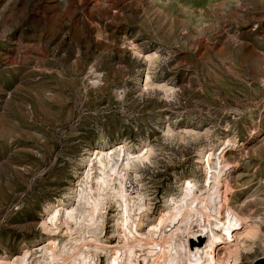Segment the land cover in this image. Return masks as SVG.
<instances>
[{
	"label": "rangeland",
	"instance_id": "rangeland-1",
	"mask_svg": "<svg viewBox=\"0 0 264 264\" xmlns=\"http://www.w3.org/2000/svg\"><path fill=\"white\" fill-rule=\"evenodd\" d=\"M152 54L167 99L143 87ZM104 141L148 150L135 175L149 199L139 234L228 142L218 190L256 238L237 234L218 256L264 259V0H0L1 264L23 249L38 258L45 236L58 244L61 233L41 231L47 208ZM114 209L100 235L112 259ZM94 264L112 263L99 253Z\"/></svg>",
	"mask_w": 264,
	"mask_h": 264
},
{
	"label": "bare ground",
	"instance_id": "bare-ground-1",
	"mask_svg": "<svg viewBox=\"0 0 264 264\" xmlns=\"http://www.w3.org/2000/svg\"><path fill=\"white\" fill-rule=\"evenodd\" d=\"M153 58V54L144 58L143 87H155L167 99L173 89L167 84H154ZM227 147L228 142L216 156L207 157L200 181H182L176 199L166 201L165 214L159 216L157 222L153 221L152 229L139 234L149 199L141 192L140 177L135 175L148 150L136 155L121 143H99L79 163L73 185L65 196L47 208L41 231L61 233L63 236L58 244L54 237L45 236L38 258L28 262L30 252L23 249L6 264H94L99 253H106L112 264H143L146 261L150 264H232L229 259L219 258L217 247L231 248L236 244L237 234H243L241 240L247 238L253 244L256 233L245 236L247 219L225 205L226 192L223 195L218 190ZM200 190L205 191V196ZM111 205L115 208L114 227L122 244L114 259L112 252L100 242L106 212ZM177 220L180 225L175 232L163 234L162 229ZM192 228L200 229L197 235ZM241 245L250 249V244L243 242ZM142 247L145 254L140 258L136 256V249Z\"/></svg>",
	"mask_w": 264,
	"mask_h": 264
},
{
	"label": "water",
	"instance_id": "water-1",
	"mask_svg": "<svg viewBox=\"0 0 264 264\" xmlns=\"http://www.w3.org/2000/svg\"><path fill=\"white\" fill-rule=\"evenodd\" d=\"M252 264H264V259H259Z\"/></svg>",
	"mask_w": 264,
	"mask_h": 264
}]
</instances>
